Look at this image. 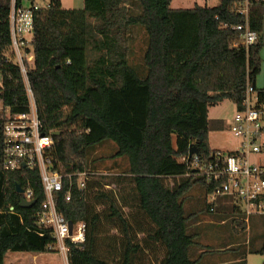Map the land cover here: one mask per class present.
<instances>
[{"label":"trees","instance_id":"16d2710c","mask_svg":"<svg viewBox=\"0 0 264 264\" xmlns=\"http://www.w3.org/2000/svg\"><path fill=\"white\" fill-rule=\"evenodd\" d=\"M84 1L72 9L51 0L37 11L29 73L42 131H60L49 150L64 175L57 208L86 224L85 243L67 240L70 264H248L249 253H264L263 218L252 217L248 229L231 196L210 202L217 184L189 167V151L194 145L202 162L212 160L220 150L211 132L229 126L210 108L225 100L242 108L248 85L257 87L264 0H249L259 40L248 47L236 45L243 31L234 28L246 22L238 11L244 0L191 8H173L172 0ZM10 43V7L0 0V101L26 112L21 71L3 62ZM4 125L0 119V264L10 251L47 253L56 243L52 228L37 224L47 198L39 168H5ZM84 171L94 174L81 187L76 174ZM19 186L33 191L32 207L21 205ZM211 219L229 223L237 240L218 249L203 242ZM218 253H230L228 262H217Z\"/></svg>","mask_w":264,"mask_h":264},{"label":"built area","instance_id":"2783aa9c","mask_svg":"<svg viewBox=\"0 0 264 264\" xmlns=\"http://www.w3.org/2000/svg\"><path fill=\"white\" fill-rule=\"evenodd\" d=\"M5 1L10 7L11 43L4 52L3 62L20 69L30 100L29 110L20 113H12L0 101V119L5 120V168H39L47 198L37 213V224L52 228L56 243L51 248L61 251L69 262L71 247L67 240L77 245L85 243L86 224L83 221H69L57 208L56 194L64 188V175L53 169L49 150L55 143L54 134L42 131L37 102L29 81V73L36 63V13L49 8L51 0ZM238 11L245 15L246 22L234 26L243 31V36L236 45H254L259 40V32L251 29L249 24V0H244ZM1 79L0 67V83ZM229 128L240 141L236 148L227 151L219 149L208 162H202L198 154H195L189 157V167L209 182L217 184L208 196L210 202L221 195L233 198V203L244 215L250 229L252 217H262L264 220V100L256 86L248 85L243 107H236ZM253 156L258 160L254 161ZM92 174L93 171L76 174L81 187L86 185ZM68 177L72 179L73 174ZM24 194L25 199L33 200L31 189L25 190ZM70 199L69 192L67 200Z\"/></svg>","mask_w":264,"mask_h":264},{"label":"rangeland","instance_id":"374dc122","mask_svg":"<svg viewBox=\"0 0 264 264\" xmlns=\"http://www.w3.org/2000/svg\"><path fill=\"white\" fill-rule=\"evenodd\" d=\"M189 6L194 7L196 4L200 5H215L220 0H185ZM65 8L78 9L84 7V0H62ZM139 41L135 44L140 45ZM139 50V48H136ZM139 55V53H137ZM236 111V105L231 100H225L224 102L212 106L210 108V117L223 119L230 121ZM130 130L137 138L139 136L138 127L136 123L130 124ZM210 142L213 148L222 149L224 151L236 148L239 144V139L235 137L230 131V128L224 130L212 131L210 135ZM253 160H258L256 156H253ZM114 171H105L104 174H112ZM208 231V238H204L203 242L207 245H211L213 248L218 249L225 246L228 242H235L238 235L229 223L218 222L213 219L208 221L204 226ZM56 249V248H55ZM229 254L216 255L215 260L217 262H228L230 259ZM7 264H70L65 259L61 251L54 250L52 252L34 254L31 252H14L10 251L6 257ZM77 264H82L81 260H77ZM248 264H264V253L252 252L248 254Z\"/></svg>","mask_w":264,"mask_h":264},{"label":"crops","instance_id":"0c3cea01","mask_svg":"<svg viewBox=\"0 0 264 264\" xmlns=\"http://www.w3.org/2000/svg\"><path fill=\"white\" fill-rule=\"evenodd\" d=\"M217 4H215V5H217ZM171 5H172L173 8H191V6H189V4H187V2L185 0H172V4ZM209 6H214V5H209ZM261 55H262L261 73L257 77V81H256V85H257L258 88H264V47H263V49L261 51ZM211 118H213V117H211ZM230 121H226L228 126L230 124Z\"/></svg>","mask_w":264,"mask_h":264},{"label":"water","instance_id":"95a60500","mask_svg":"<svg viewBox=\"0 0 264 264\" xmlns=\"http://www.w3.org/2000/svg\"><path fill=\"white\" fill-rule=\"evenodd\" d=\"M59 133H60V131H56L53 134L56 135V134H59ZM195 154H198V149H197L196 146L192 145L190 147L189 157H192ZM19 191L21 193H24L25 192L24 188H21L20 186H19ZM34 204H35V200L23 199L22 202H21V205L24 206V207H32Z\"/></svg>","mask_w":264,"mask_h":264}]
</instances>
